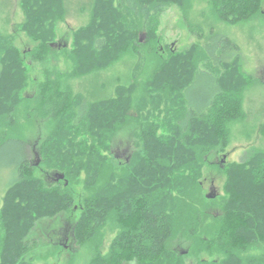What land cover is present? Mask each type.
Masks as SVG:
<instances>
[{
  "label": "trees",
  "instance_id": "16d2710c",
  "mask_svg": "<svg viewBox=\"0 0 264 264\" xmlns=\"http://www.w3.org/2000/svg\"><path fill=\"white\" fill-rule=\"evenodd\" d=\"M113 2L96 0L91 22L76 31L75 74L107 66L126 53L138 31L169 5L187 8L192 0H120L119 10L123 5L136 19L142 16V24L133 30ZM210 2L218 17L232 24L264 13V0ZM22 3L23 29L39 41L34 54L50 50L55 23L64 16L63 0ZM214 35L204 51L214 65L224 68L214 72L198 67L195 50L172 60L163 80L171 92L180 94L182 115L174 126L168 121L159 127L154 120L142 125L140 157L116 167L106 154L107 142L133 119L128 111L132 99L123 96L126 89H120L117 98L89 105L81 101L73 117L59 123L63 131L55 130L41 144V162L63 173L64 180L78 183L81 174H86L84 185L91 194L82 201L72 235L81 246L89 244L88 264H186L187 255L200 257L199 264H264V150L223 167L226 196L219 214H209V204L215 200L203 203L206 198L201 195L207 156L228 144L229 124L243 118V93L250 83L232 52L238 47L229 38ZM0 48L1 118L12 114L20 102L28 69L23 52L10 41L0 39ZM153 117L158 120L160 115ZM30 155L27 146L19 155L16 151L7 155L8 162L17 165L0 206L5 231L0 264H26L23 257L29 250L26 237L31 230L41 220L72 212L75 205L74 192L63 179L47 186L32 174ZM108 224L118 234L104 255L101 240ZM176 239L190 242L188 253L173 247ZM203 253L208 255L203 257Z\"/></svg>",
  "mask_w": 264,
  "mask_h": 264
},
{
  "label": "rangeland",
  "instance_id": "374dc122",
  "mask_svg": "<svg viewBox=\"0 0 264 264\" xmlns=\"http://www.w3.org/2000/svg\"><path fill=\"white\" fill-rule=\"evenodd\" d=\"M22 1L0 0V39L10 41L23 52L28 69V83L20 91V102L12 114L0 118V206L17 165L10 164L7 155L9 151H16L19 155L24 146L29 151L28 143L31 153L28 168H31L32 174L47 186L57 184L49 178L56 169L48 168L41 162L38 150L52 132L63 131L59 123L70 120L81 101L89 105L117 98L120 89H126L123 96L132 99L128 111L133 119H129L128 124L107 142L110 148L106 154L116 167L128 163L134 156L140 157L143 150L139 138L142 125L146 126L154 120L159 127L168 121L174 126L182 115L180 94L165 87L164 70L172 60L195 50L198 67L221 71L224 67L214 65L204 51L210 37L218 34L229 38L238 47L232 52L239 58L240 73L250 81L243 93V118L229 124L225 149L210 153L202 168L201 195L206 198L203 203L215 200L209 204L208 212L214 216L219 214L226 196L227 176L223 167L243 161L256 150H264V13L232 24L218 17L210 0H192L187 8L171 4L150 21L148 27L138 31L136 41L126 53L105 67H95L90 72L77 75L74 73L73 58L75 33L91 22L96 0H63L64 16L55 23V38L50 43V50L37 54L34 53L39 41L23 29L26 18ZM119 2L114 0L113 6L122 13L129 29L133 30L137 24L140 27L142 16L136 19L126 12L123 5L119 10ZM152 30L153 33H150ZM2 56L0 48V59ZM157 114L160 117L155 120L153 116L156 118ZM82 136L79 135L78 140ZM85 179V173L81 174L78 183L71 178L63 179V183L74 192L73 211L41 220L31 230L26 237L29 250L23 257L26 264H88L92 256L89 244L81 246L72 235V225L81 214L82 201L91 194V190L84 185ZM4 232L0 218V251ZM103 232L101 250L105 255L111 249L118 229L108 224ZM189 246L190 242L186 239L173 242V247L182 254L189 252ZM202 255L206 257L208 254ZM210 258L207 256V259ZM199 260L196 255L185 257L186 264H199Z\"/></svg>",
  "mask_w": 264,
  "mask_h": 264
},
{
  "label": "water",
  "instance_id": "95a60500",
  "mask_svg": "<svg viewBox=\"0 0 264 264\" xmlns=\"http://www.w3.org/2000/svg\"><path fill=\"white\" fill-rule=\"evenodd\" d=\"M37 164H39V161L37 162ZM54 177H55V180L56 181H59V180H62V179H65V176L63 173H60V172H55L54 173ZM210 196V195H209Z\"/></svg>",
  "mask_w": 264,
  "mask_h": 264
},
{
  "label": "flooded vegetation",
  "instance_id": "af4514ba",
  "mask_svg": "<svg viewBox=\"0 0 264 264\" xmlns=\"http://www.w3.org/2000/svg\"><path fill=\"white\" fill-rule=\"evenodd\" d=\"M54 176H55L54 174L50 176L51 180H55Z\"/></svg>",
  "mask_w": 264,
  "mask_h": 264
},
{
  "label": "crops",
  "instance_id": "0c3cea01",
  "mask_svg": "<svg viewBox=\"0 0 264 264\" xmlns=\"http://www.w3.org/2000/svg\"><path fill=\"white\" fill-rule=\"evenodd\" d=\"M28 147H29V151H30V146H29V144H28Z\"/></svg>",
  "mask_w": 264,
  "mask_h": 264
}]
</instances>
